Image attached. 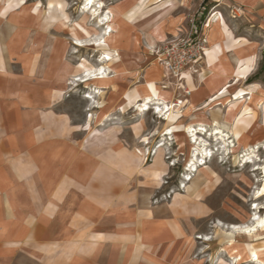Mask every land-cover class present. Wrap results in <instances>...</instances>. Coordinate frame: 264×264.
<instances>
[{
	"label": "crops",
	"instance_id": "0c3cea01",
	"mask_svg": "<svg viewBox=\"0 0 264 264\" xmlns=\"http://www.w3.org/2000/svg\"><path fill=\"white\" fill-rule=\"evenodd\" d=\"M18 2L0 0V264H183L179 259L196 224L210 215L217 179L207 166L199 167L182 193L154 202L167 189L161 183L171 167L160 149L145 162L137 145L139 124L130 122L124 135L121 111L138 112L145 97L173 108L161 120L180 156L190 149L191 128L204 142L228 140L244 148L255 141L257 120L235 119L234 109L257 107L256 131L263 134L264 86L248 79L264 40L237 35L225 22L229 36L222 16H212L203 67L197 75H185V96L169 83L155 85L163 73L151 53L186 15L176 0H146L145 9L140 4L130 20L129 9L123 10L116 38L102 42L82 35L84 47L75 45L68 23L46 20L37 5ZM214 2L242 6L264 31V0ZM159 15L169 17L155 22ZM143 24L145 32L138 33ZM89 47L93 64L74 54ZM105 55L113 60L104 61ZM244 68L249 71L242 73ZM101 72L103 81H75L93 104L76 123L66 111L69 83ZM240 90L242 100L235 107L227 103ZM215 96L219 101H211ZM248 245L264 263V247Z\"/></svg>",
	"mask_w": 264,
	"mask_h": 264
},
{
	"label": "rangeland",
	"instance_id": "374dc122",
	"mask_svg": "<svg viewBox=\"0 0 264 264\" xmlns=\"http://www.w3.org/2000/svg\"><path fill=\"white\" fill-rule=\"evenodd\" d=\"M26 1L30 5H37V9H42L46 20L68 23L73 29L71 32L73 33V40L78 39L81 41L82 35L85 39H100L102 37L101 35L98 37L96 36L99 33L104 34L103 28H99L98 24L91 22L88 19L85 21V24L83 23L84 14H82V7L85 0ZM145 1L146 0H96V2L103 3L101 12H103L104 15L109 13L110 19L112 20L111 24L117 32H119V26L123 23V19L121 20V18L124 17L122 11L129 9L125 18L130 20L132 19L131 15L140 4L141 9H145ZM214 1L215 0H176L175 7H180V5L182 7V5H184V8H180V10L185 9L186 15L175 26L173 33L164 38L162 42H158V44L160 45L164 41L172 38L177 34L179 29L188 30L191 20H194L198 27L200 26L199 28L206 40V31L209 27H207V23L209 19L216 14V16L221 15L224 18L219 17V21L222 23V28L229 36H231V34L228 31L225 22L237 35L247 33L251 38H260L264 40V31L260 30L254 22L248 20L250 15L242 6H240L244 10L242 14L238 17L232 18L230 16L229 8L236 4L221 5L218 7V4ZM50 2L51 5L49 4ZM24 3L25 0H19L16 5ZM115 8L119 10L121 15L118 13L117 15L113 11ZM146 15L147 14L144 12L140 17L144 19ZM85 16L87 17L89 15ZM168 17L169 16L166 15H159V17H154V20L155 22L158 21L159 23H164V20L168 19ZM121 27L123 28V26ZM141 27L143 29L140 28L138 33L145 32L146 24H143ZM205 47L207 48V41ZM216 48L218 49V47ZM261 49L262 52L256 60V70L248 80L256 81L260 83L261 86H264V45ZM71 52L73 51L70 50V53ZM74 54L78 59H89L91 64H93L96 59L93 47L86 48L85 50H74ZM248 71L249 68H244L242 73ZM166 79L168 78L163 77L162 83H156L154 80L151 82H155V85L160 86L161 88H167L168 85L171 84L175 89L176 81L170 78L168 79L169 81H166ZM69 85L70 89L73 90L70 99L67 102L66 111L71 114L76 123L80 124L83 117H85L84 110L89 109V106L93 105L92 100L88 102V106L87 102L83 99V97L88 96V94L84 93L83 86L78 85V83L73 80ZM74 85L78 86L74 87ZM225 92L226 90H223V92L219 94L222 95V93L224 94ZM96 93H98V91H96ZM243 95V91L240 90L237 93H234L227 103H232L235 107L236 103L242 100ZM234 98L239 99L234 101ZM211 101H219V97L215 96ZM263 101L264 100L260 102L262 104L259 106L264 108ZM159 102L163 103L164 101ZM252 102H254L253 99ZM174 104H176V101H174ZM256 108L252 110L246 105L244 107L242 106V108L238 107L237 109H234L235 119H245L250 117L257 120L254 125L255 141H250L249 145L244 148L235 147V142L229 141V145H234V147H230L229 149L231 155H226L227 152L223 151L222 146H220L222 144L219 142L217 144L205 142L208 145L207 150H211L212 152V157L206 158V164L203 166L195 165L196 167H190V162L188 161L191 150L194 153V156H196V154L199 153V151H197L198 149L193 150L196 147L191 143L189 144L190 149L186 155L180 156L175 152V142L171 141L170 137L164 135L167 131V127L165 126V122L161 119H164V117L166 118V116L158 115L154 113L152 109L146 112L143 111L138 115H135L136 113H139V111H135V108H132V110L121 111V123L126 124L121 125L124 129V135L130 133L128 126L130 122H138L139 124L137 131L139 140H137V145L141 155L144 156L145 162L151 161L153 156L157 153V150L159 151L160 149L163 158L171 167V175L163 178L161 183V185L167 187V189L160 195V199H156L154 202L157 200L166 201L173 193H182L197 173L199 167L207 166L208 169L214 172L213 174L217 179V187L214 189L209 200V207L211 210L210 215L208 218L203 219L196 224L197 229L194 235H192L187 241L185 251L179 259L183 264H258L257 262L249 261L244 246H246L248 252H250V246L248 244H252L253 247L256 248L264 247V231L258 230L256 233L248 235L240 231L233 232L231 228L234 225L239 227L251 226V224L253 225L255 222L254 217H264V131L261 129L263 134H259L258 131H256L258 129L257 125H259L258 119L259 117L261 118V116L257 114ZM92 114L93 110L91 109L87 116L91 117ZM108 119L110 120L111 117ZM260 137L263 138L259 139ZM237 143L238 142H236V144ZM256 147H258V149H256ZM252 149L255 150L253 151ZM243 161H250L251 163L243 164ZM257 167H259L258 170L255 169ZM190 169L197 170L191 171ZM167 194L168 196H166ZM163 196L166 197L163 198ZM255 206L263 209L256 211L254 210ZM238 253L242 255L241 259L237 263H234L233 258L236 257ZM261 263H263V261Z\"/></svg>",
	"mask_w": 264,
	"mask_h": 264
},
{
	"label": "bare ground",
	"instance_id": "6f19581e",
	"mask_svg": "<svg viewBox=\"0 0 264 264\" xmlns=\"http://www.w3.org/2000/svg\"><path fill=\"white\" fill-rule=\"evenodd\" d=\"M49 4L51 5V2ZM102 7H103V3L102 2H96V0H85V3L83 5V7H82V14H84V17H83L84 22L83 23L85 24V21L88 19L91 22H94V23L98 24L99 28H103L104 34H100L99 33L96 37L101 35L102 36L101 38L103 39L102 42H107V41H110V40H113L114 38H116L118 36V32L115 30V28L111 24L112 20L110 19L109 13H106L104 15L103 12H101V8ZM61 8H62V6H61ZM85 15H89V16L86 17ZM74 40H75V45L77 47H84L80 40H78V39H74ZM103 59L106 62H111L113 60L112 57L109 56V55L103 56ZM89 73H91V72H89ZM105 78H106V75L103 72H101L99 77H95L93 74H89V75H86V76L81 77V78L73 79V81L74 82L77 81L78 83H85V82L91 81L92 79H101L103 81ZM77 86L78 85H74V87H77ZM90 97L91 96H87L88 99ZM237 99H239V98H234V101L237 100ZM142 103L143 104L138 105V107H137V111H139L140 113H142L143 111L146 112V111H149L150 109H152L154 111V113H156L158 115L166 116V118L165 117L164 118L167 119L170 116V113L173 111L172 110L173 108L170 109L166 104L163 105L162 108H161L159 106V104L156 103V102H153V100H151L150 97L143 98L142 99ZM151 105H152V107H151ZM154 105H155V107H153ZM191 129H190V131H191L190 133L191 134H190V137H189V144L192 143L194 146L196 145L198 147L199 153H197L196 156H194V153L191 150L190 156H189V161H188V162H190L189 166L190 167H196L195 165L203 166L204 164H206L205 163V158L206 157L207 158L208 157L209 158L212 157V155H211L212 152H211V150H207L205 148L208 145L203 140L198 139L197 136L195 135L196 131L193 132V130H191ZM200 131L205 133V130H200ZM213 131H215V130H213ZM169 133H171V131H169ZM216 134H220V132L217 131ZM201 135H203V134H201ZM207 136H208V134H207ZM217 136L219 137V135H217ZM221 136L222 135L220 134V137ZM219 140L223 141L224 139L223 138L222 139L219 138ZM206 142H207V140H206ZM201 143H203V146H205V147H201V145H202ZM226 143H229L228 140L223 141L220 144L223 145L222 146L223 151L224 152L226 151L227 152L226 155H228V154L231 153V151L229 150L230 147H234V145L233 144L232 145H227ZM225 144H226V147H224ZM256 145H258V144H256ZM256 149H258V147H256ZM193 150H195V149H193ZM252 150L254 151L255 149H252ZM248 160H249V158H248ZM246 163H251V162L250 161H243V164H246ZM255 169L258 170L259 167L255 168ZM195 170H197V169H195ZM195 170L193 169L191 171H195ZM259 209H263V208H260L258 206H255V208H254V210H256V211H258ZM254 219H255V222L253 221L254 222L253 225L251 224V226H244V227H239V226H235L234 225V226L231 227L232 231L233 232H239L240 231V232L248 234V235H252V234L256 233L258 230L259 231H264V217H261V218L254 217ZM244 249H245V253H246L249 261H251V262L254 261V262H257L258 264H263V263H261L259 261V256H258L259 254L255 253V252H252V253L248 252L246 246H244ZM241 256L242 255L238 253L236 255V257L233 258L234 263H237L238 261H240Z\"/></svg>",
	"mask_w": 264,
	"mask_h": 264
},
{
	"label": "built area",
	"instance_id": "2783aa9c",
	"mask_svg": "<svg viewBox=\"0 0 264 264\" xmlns=\"http://www.w3.org/2000/svg\"><path fill=\"white\" fill-rule=\"evenodd\" d=\"M229 10L232 18L238 17L244 11L237 5H232ZM199 27L191 20L188 30L179 29L176 35L161 43L152 52L163 71V77L176 81L175 89L185 96L189 95L183 85L185 75H197L205 61L206 40ZM180 103L176 101V104Z\"/></svg>",
	"mask_w": 264,
	"mask_h": 264
}]
</instances>
